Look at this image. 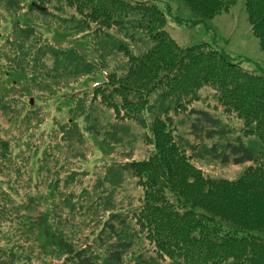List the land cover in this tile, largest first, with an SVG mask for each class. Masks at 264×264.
<instances>
[{"label": "trees", "instance_id": "obj_1", "mask_svg": "<svg viewBox=\"0 0 264 264\" xmlns=\"http://www.w3.org/2000/svg\"><path fill=\"white\" fill-rule=\"evenodd\" d=\"M48 1L0 0V7L13 14L9 32H0V58L9 60L3 64L5 71L18 75L13 77L12 84L26 78L27 71L31 79L48 78V82L65 73L90 72L86 75L89 79L100 75L88 91L91 99L97 98L120 118H133L143 109L150 112L142 135L143 142L151 145L149 153L127 159L117 168L110 166L107 173L115 168L116 174L128 171L136 178L142 196L131 210L129 217L133 222L130 223L143 231L157 256H165L176 264H264V74L243 67L226 51L205 40L178 44L164 28L165 12L144 0H54L56 9L73 8L70 15L54 16L65 22L67 28L63 29L68 34L75 35L73 43L55 45L43 33L40 23L30 17L35 13L51 16ZM180 1L191 16H179L195 23L226 11L235 0ZM243 10L264 54V0H243ZM90 30L100 48L99 64L85 51L77 50L75 33L80 34L77 37L81 42L88 39ZM127 40L141 42L137 52ZM110 52L125 57L114 70L103 61L104 54ZM46 53L52 57L50 67L44 64ZM206 85L216 91V100L223 109L241 118L242 129L255 137L243 141L237 136L233 142L224 143L230 154H220L221 161L249 162L234 179L203 175L190 164L167 129L170 124L167 112L184 109L198 98L199 88ZM151 93L154 94L149 96ZM2 106L4 110L5 104ZM190 111L215 125L212 128L192 122L194 131L203 129L207 137L222 132L219 125L216 127L217 116L201 108ZM66 131L72 132V128ZM80 137L81 134L77 136ZM8 139L0 134V174L6 178L8 187V190L0 187L4 203L3 195L15 191L14 182L21 164L20 160L12 159ZM11 170L14 175L10 174ZM120 185V180L111 184ZM33 197L34 194L25 203H30ZM32 206L21 215H26V231L36 230L32 237L41 247L56 245L68 254L70 264H97L90 253L84 252V247H73L61 232L52 228L48 214L41 209L33 211ZM118 212H110L109 217L118 216ZM120 220L121 230L107 250L112 263L121 262V253L132 240L131 234L124 230L129 226L128 218L120 217ZM108 228L115 231L111 219ZM9 260H18L14 251L0 249V264H8ZM21 264L26 261L22 260Z\"/></svg>", "mask_w": 264, "mask_h": 264}, {"label": "rangeland", "instance_id": "obj_2", "mask_svg": "<svg viewBox=\"0 0 264 264\" xmlns=\"http://www.w3.org/2000/svg\"><path fill=\"white\" fill-rule=\"evenodd\" d=\"M144 1L156 4L165 12L164 28L178 44L205 40L226 51L243 67L264 74V54L250 31L243 0H235L226 11L195 23L179 16H191L180 0ZM54 5L57 6L56 1H48L51 16L39 13L29 16L40 23L43 33L52 43L66 46L74 42L75 35L68 34L69 31L63 29L67 28L64 27L65 22L61 23L54 14L70 15L73 8L62 6L60 10ZM37 8L43 10L39 5ZM12 16L9 10L0 7L1 33L9 32ZM89 32L88 39L81 42L77 37L80 34L75 33L77 50L85 51L99 64L100 48L91 30ZM127 41L137 52V45L141 42ZM23 42L28 44L27 39ZM124 59L121 53L116 52L103 56L111 70ZM44 60V64L50 67L52 57L49 53L44 55ZM8 62L6 57L0 58V100L2 105L5 104L4 110L0 104V134L9 138L12 159L21 163L14 182L15 191L9 190L3 195L5 203L0 197V249H10L18 257L16 261H7L8 264H21L22 260L26 264H70L68 254L56 245L41 247L32 237V232H36L34 228H30L31 232L26 231V215L21 213L29 212L30 205H33V211L41 209L48 214L52 228L61 232L73 247H84V252L90 253L97 264H176L165 256H157L152 244L144 238L143 231H138L137 225L130 223L133 222L129 217L131 210L142 196L136 178L128 171L116 174L115 168L107 173L110 166L116 167L127 159L145 157L149 153L151 145L143 142L142 135L147 129L150 112L143 109L133 118L117 117L97 98H90L89 89L101 78L99 75L89 79L86 75L90 72L65 73L48 82V78L31 79L27 71L26 78L13 85V77L18 75L5 71L3 64ZM19 90H22L20 96L17 95ZM216 94L209 85L199 88L196 100L189 102L184 109L167 112L170 116L167 129L190 164L198 167L203 175L234 179L249 162L221 161L220 154H230L224 143L233 142L237 136L243 141L255 137L242 129L241 118L223 109L216 100ZM192 108L205 109L217 116L219 123L216 127L219 125L222 132L207 137L203 129L194 131L192 122L212 128L215 125L191 112ZM69 128L72 132L66 131ZM60 134L63 136L59 137ZM79 134L81 137L77 138ZM10 174L14 175V171L11 170ZM118 180L121 185L112 187L111 184ZM5 181L6 178L0 174V187L8 190ZM33 194L32 201L25 203ZM116 210L119 211L118 216L110 218V212ZM125 216L129 226L124 230L131 234L132 240L121 253V262L112 263L107 250L121 230L120 217ZM110 219L115 231L108 228Z\"/></svg>", "mask_w": 264, "mask_h": 264}]
</instances>
